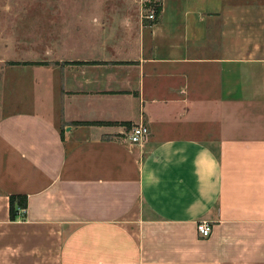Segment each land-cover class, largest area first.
Segmentation results:
<instances>
[{
	"label": "crops",
	"instance_id": "crops-1",
	"mask_svg": "<svg viewBox=\"0 0 264 264\" xmlns=\"http://www.w3.org/2000/svg\"><path fill=\"white\" fill-rule=\"evenodd\" d=\"M61 2L7 59L0 264H264V0Z\"/></svg>",
	"mask_w": 264,
	"mask_h": 264
},
{
	"label": "rangeland",
	"instance_id": "rangeland-1",
	"mask_svg": "<svg viewBox=\"0 0 264 264\" xmlns=\"http://www.w3.org/2000/svg\"><path fill=\"white\" fill-rule=\"evenodd\" d=\"M62 0H0V118L8 111L5 96L7 59L21 56L32 39L39 35L38 26L45 11L62 5ZM158 3V0H152ZM35 43H31V45Z\"/></svg>",
	"mask_w": 264,
	"mask_h": 264
},
{
	"label": "built area",
	"instance_id": "built-area-1",
	"mask_svg": "<svg viewBox=\"0 0 264 264\" xmlns=\"http://www.w3.org/2000/svg\"><path fill=\"white\" fill-rule=\"evenodd\" d=\"M153 4L155 2L153 1ZM144 17L147 20H156L157 18V9L156 8H151L146 11ZM148 133V129L145 125L143 124H138V125H133L131 126L129 130V140L131 143H139L140 141L143 140V138L146 136ZM197 232L200 236L202 237H208L211 233V225L207 221H199L196 225Z\"/></svg>",
	"mask_w": 264,
	"mask_h": 264
},
{
	"label": "trees",
	"instance_id": "trees-1",
	"mask_svg": "<svg viewBox=\"0 0 264 264\" xmlns=\"http://www.w3.org/2000/svg\"><path fill=\"white\" fill-rule=\"evenodd\" d=\"M27 207V197L24 194H12L9 196V216L14 219L17 216V209Z\"/></svg>",
	"mask_w": 264,
	"mask_h": 264
}]
</instances>
